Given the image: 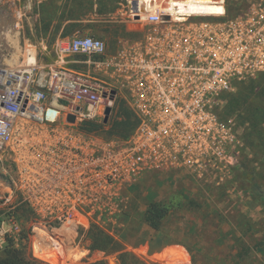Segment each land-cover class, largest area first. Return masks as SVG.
<instances>
[{"label":"built area","instance_id":"2783aa9c","mask_svg":"<svg viewBox=\"0 0 264 264\" xmlns=\"http://www.w3.org/2000/svg\"><path fill=\"white\" fill-rule=\"evenodd\" d=\"M197 3L124 0L135 36L115 50L79 31L56 41L53 62L39 66L34 53L26 69L0 67V160L14 170L18 205L34 214L35 257L74 263L69 255L91 251L84 240L96 227L119 239L128 191L150 176L214 186L233 179L247 145L221 106L239 83L264 74V0L234 16L226 0L211 1L218 15L179 9L204 6ZM117 102L139 119L131 137L80 130L103 123ZM0 236L26 241L14 214Z\"/></svg>","mask_w":264,"mask_h":264},{"label":"rangeland","instance_id":"374dc122","mask_svg":"<svg viewBox=\"0 0 264 264\" xmlns=\"http://www.w3.org/2000/svg\"><path fill=\"white\" fill-rule=\"evenodd\" d=\"M66 1L0 0V67L26 69L33 63L30 58L34 53L39 66L53 62L54 44L65 25L58 19L63 17L61 8ZM95 1L93 10L80 15L81 22L75 29L86 27L113 51L120 38L124 34L129 36L133 28L123 22L120 3L111 10L109 2H102L100 7L101 0ZM254 1L228 3L231 11L239 13ZM118 107L119 102L113 115ZM221 110L236 118L246 134L247 146L233 179L223 186H214L201 184L186 174H156L130 188L120 238L126 250L137 258H144L149 264H264V76L242 82L224 95ZM257 121L262 123L259 128L254 126ZM14 179L10 162L0 160V222H7L14 214L20 221L21 235L26 240L22 244L28 254L35 264H49L34 256V214L27 206L18 205L20 198L14 191ZM152 203L169 210L158 231L144 219ZM8 241L9 238L0 236V251ZM87 241L90 246L85 238L84 243ZM69 256L74 261L71 264H118V254L106 256L100 251Z\"/></svg>","mask_w":264,"mask_h":264},{"label":"trees","instance_id":"16d2710c","mask_svg":"<svg viewBox=\"0 0 264 264\" xmlns=\"http://www.w3.org/2000/svg\"><path fill=\"white\" fill-rule=\"evenodd\" d=\"M104 1L109 2L110 8L108 9L111 10L116 9V6L122 2V0H101L100 7L103 4L102 2ZM95 5V0H67L65 5H63V7L61 8L63 9V17H60L58 21L61 25L63 23L66 24L65 30L70 29L71 31L64 30L62 34L63 37L73 33L76 30V26L81 22L80 15H82L83 12H90L91 10H93ZM229 5L230 4L228 3V0H226V12L228 16H234L241 13H235L234 11H231ZM85 29L86 27L81 28L80 31L84 32L86 31ZM129 36H135V34L133 33ZM129 36L128 34L123 35V37ZM260 76H264V74ZM138 124L139 119L137 115L131 109H129L124 102H119V107L117 111L114 112L112 120L108 124H103L95 121H85L79 127L81 131L87 134H98L101 132H105L107 133L106 138H119L125 140L131 137ZM261 124L262 123L257 121L256 123H254V126L256 128H259ZM168 214L169 210L167 207L158 203H152L148 206L144 219L145 222L153 230L158 231L163 226ZM87 239L90 241V250L92 252L100 251L106 254V256L118 254V264H149L148 260L143 258L139 259L132 253L128 252L126 250L127 248L125 247V242L123 239H115L114 237L106 234L97 227L89 231ZM20 244V247H16L14 245V241L12 239H9L8 244L5 246L4 250L0 251V264H35L34 259H32L31 255L28 254L26 246H23L22 242ZM87 264L107 263L105 261H97Z\"/></svg>","mask_w":264,"mask_h":264},{"label":"bare ground","instance_id":"6f19581e","mask_svg":"<svg viewBox=\"0 0 264 264\" xmlns=\"http://www.w3.org/2000/svg\"><path fill=\"white\" fill-rule=\"evenodd\" d=\"M211 1L213 2H216V1H220V0H199V3L197 4H206L207 6H202V7H194V6H198V5H194L192 7H186V8H179L181 12H186V11H189V12H193V13H202V14H205V15H210V14H215V15H218V14H222L223 13V8L222 6H210L212 3ZM187 13V12H186ZM34 63V58H30ZM52 115H54L55 113H50Z\"/></svg>","mask_w":264,"mask_h":264},{"label":"water","instance_id":"95a60500","mask_svg":"<svg viewBox=\"0 0 264 264\" xmlns=\"http://www.w3.org/2000/svg\"><path fill=\"white\" fill-rule=\"evenodd\" d=\"M134 7H135V9H137V3L136 2L134 3ZM114 95H115V92H113L112 99L114 98ZM111 113H112V108L111 107H107L106 110H105V118L103 120V124H108V122L110 120ZM69 119L72 120V121H75V116H70Z\"/></svg>","mask_w":264,"mask_h":264},{"label":"crops","instance_id":"0c3cea01","mask_svg":"<svg viewBox=\"0 0 264 264\" xmlns=\"http://www.w3.org/2000/svg\"><path fill=\"white\" fill-rule=\"evenodd\" d=\"M124 0H122V2H123ZM121 2V3H122ZM120 3V4H121ZM119 4V5H120ZM119 12H122L123 13V15H122V19H123V22H124V9L122 8V7H120L119 8ZM66 27V24L65 25H63L62 26V28H61V32H60V34H59V36L57 37V39H56V41H58L59 40V38H61V37H63V30H64V28ZM129 28V27H128ZM80 30H75L73 33H71L70 35H73L74 33H77V32H79ZM81 32V31H80ZM84 33L85 34H90V31H88V30H86V31H84ZM129 34H133L132 32H129ZM70 35H67V36H65V37H69ZM142 258V257H141ZM144 259V258H143Z\"/></svg>","mask_w":264,"mask_h":264}]
</instances>
